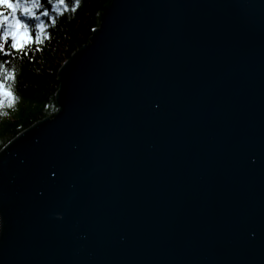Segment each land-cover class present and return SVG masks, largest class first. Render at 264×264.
I'll return each mask as SVG.
<instances>
[{"label": "water", "instance_id": "water-1", "mask_svg": "<svg viewBox=\"0 0 264 264\" xmlns=\"http://www.w3.org/2000/svg\"><path fill=\"white\" fill-rule=\"evenodd\" d=\"M57 76L0 149V264H264V0H111Z\"/></svg>", "mask_w": 264, "mask_h": 264}, {"label": "trees", "instance_id": "trees-1", "mask_svg": "<svg viewBox=\"0 0 264 264\" xmlns=\"http://www.w3.org/2000/svg\"><path fill=\"white\" fill-rule=\"evenodd\" d=\"M111 0H65L69 9L55 16V22L45 20L47 27L24 49H10L0 54V63L14 71V79L7 83L15 99L0 106V149L20 131L57 111L55 94L59 84L60 66L72 53L89 41L92 30L100 23L103 7ZM50 7L47 0H41ZM73 4L75 7L73 8ZM32 23H35L34 21ZM0 78L3 73L0 72Z\"/></svg>", "mask_w": 264, "mask_h": 264}, {"label": "snow or ice", "instance_id": "snow-or-ice-1", "mask_svg": "<svg viewBox=\"0 0 264 264\" xmlns=\"http://www.w3.org/2000/svg\"><path fill=\"white\" fill-rule=\"evenodd\" d=\"M79 3V0H75ZM50 7H45L41 0H0V54H7L10 49L23 50L33 40L32 29L36 30V39L44 32L47 24L42 17L55 22V16L69 9L65 0H47ZM75 4H73V8ZM35 23H32V22ZM0 63V106L5 101L11 104L14 93L8 81L14 79V71Z\"/></svg>", "mask_w": 264, "mask_h": 264}, {"label": "bare ground", "instance_id": "bare-ground-1", "mask_svg": "<svg viewBox=\"0 0 264 264\" xmlns=\"http://www.w3.org/2000/svg\"><path fill=\"white\" fill-rule=\"evenodd\" d=\"M64 62H65V61H64ZM64 62H63V63H64ZM60 67H61V66H60ZM59 69H60V68H59ZM30 126H31V125H30ZM30 126H29V127H30ZM29 127H27V128H29ZM27 128H26V129H27ZM5 145H6V144H5ZM5 145H4V146H5ZM4 146H3V147H4Z\"/></svg>", "mask_w": 264, "mask_h": 264}]
</instances>
